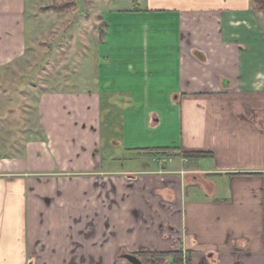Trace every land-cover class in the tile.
Wrapping results in <instances>:
<instances>
[{"label":"crops","instance_id":"crops-1","mask_svg":"<svg viewBox=\"0 0 264 264\" xmlns=\"http://www.w3.org/2000/svg\"><path fill=\"white\" fill-rule=\"evenodd\" d=\"M61 2L0 0V75L37 6L79 10L47 11ZM116 2L75 26L92 81L43 92L0 138V264H264V13Z\"/></svg>","mask_w":264,"mask_h":264},{"label":"rangeland","instance_id":"rangeland-1","mask_svg":"<svg viewBox=\"0 0 264 264\" xmlns=\"http://www.w3.org/2000/svg\"><path fill=\"white\" fill-rule=\"evenodd\" d=\"M40 1L50 5L55 1L68 0ZM73 1L78 2L79 10L74 11L75 13L71 16L68 15L58 21L49 18L45 20L39 5L36 7L37 18L33 32L32 24L28 22L29 38L34 35V42L32 40L22 60L0 75V138L8 139L13 134L24 131L26 121L29 119L27 114H31L28 108H32V104L43 92L60 90L62 87H82L79 85L80 82L90 83L92 81L91 76L84 78V81L79 76L82 73L91 74L90 48L77 47L73 40L77 24L79 26L85 22L89 24V30L92 28V22L95 24L96 20L90 11L88 0ZM94 1L95 7H102L105 1L110 3L111 0ZM139 1L143 0H119L116 5L123 8L131 2L132 6H136ZM50 16L60 17L55 14H50ZM62 25L63 28H61Z\"/></svg>","mask_w":264,"mask_h":264},{"label":"trees","instance_id":"trees-1","mask_svg":"<svg viewBox=\"0 0 264 264\" xmlns=\"http://www.w3.org/2000/svg\"><path fill=\"white\" fill-rule=\"evenodd\" d=\"M256 4V10L264 13V0H254ZM77 7V3L73 0H68L65 2H61L60 4H54L53 6L49 7L47 11L55 12L58 14L66 13L71 11ZM203 154L199 153H185L184 157L188 158H197L202 157Z\"/></svg>","mask_w":264,"mask_h":264},{"label":"water","instance_id":"water-1","mask_svg":"<svg viewBox=\"0 0 264 264\" xmlns=\"http://www.w3.org/2000/svg\"><path fill=\"white\" fill-rule=\"evenodd\" d=\"M125 258L132 264H142L140 259L136 256L127 255Z\"/></svg>","mask_w":264,"mask_h":264},{"label":"built area","instance_id":"built-area-1","mask_svg":"<svg viewBox=\"0 0 264 264\" xmlns=\"http://www.w3.org/2000/svg\"><path fill=\"white\" fill-rule=\"evenodd\" d=\"M184 264H192V263H190V262H185Z\"/></svg>","mask_w":264,"mask_h":264}]
</instances>
